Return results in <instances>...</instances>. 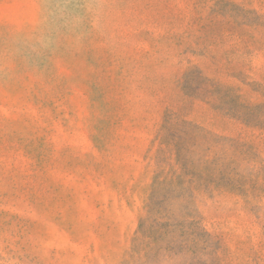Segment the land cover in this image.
I'll return each instance as SVG.
<instances>
[{
  "label": "rangeland",
  "instance_id": "1",
  "mask_svg": "<svg viewBox=\"0 0 264 264\" xmlns=\"http://www.w3.org/2000/svg\"><path fill=\"white\" fill-rule=\"evenodd\" d=\"M0 264H264V0H0Z\"/></svg>",
  "mask_w": 264,
  "mask_h": 264
}]
</instances>
